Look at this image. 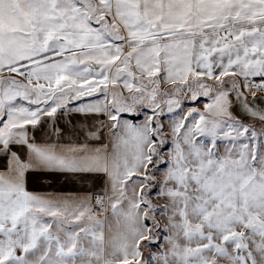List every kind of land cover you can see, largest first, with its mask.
Instances as JSON below:
<instances>
[{"label": "snow or ice", "instance_id": "1", "mask_svg": "<svg viewBox=\"0 0 264 264\" xmlns=\"http://www.w3.org/2000/svg\"><path fill=\"white\" fill-rule=\"evenodd\" d=\"M0 264H264V0H0Z\"/></svg>", "mask_w": 264, "mask_h": 264}]
</instances>
